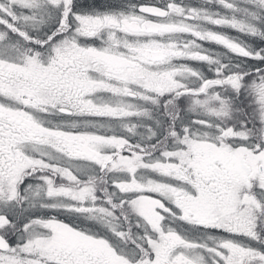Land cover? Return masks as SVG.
<instances>
[{"label":"snow or ice","instance_id":"1","mask_svg":"<svg viewBox=\"0 0 264 264\" xmlns=\"http://www.w3.org/2000/svg\"><path fill=\"white\" fill-rule=\"evenodd\" d=\"M0 264H264V0H0Z\"/></svg>","mask_w":264,"mask_h":264}]
</instances>
